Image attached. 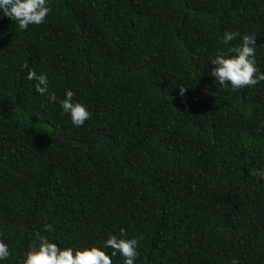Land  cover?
<instances>
[{
	"label": "trees",
	"instance_id": "1",
	"mask_svg": "<svg viewBox=\"0 0 264 264\" xmlns=\"http://www.w3.org/2000/svg\"><path fill=\"white\" fill-rule=\"evenodd\" d=\"M50 6L24 31L0 17L4 264L37 234L102 246L121 228L141 237L135 264H264V179L250 174L264 168V81L231 90L209 75L216 50L241 42L225 45V31L256 35L264 71V0ZM29 69L87 105L83 126L35 91Z\"/></svg>",
	"mask_w": 264,
	"mask_h": 264
},
{
	"label": "clouds",
	"instance_id": "2",
	"mask_svg": "<svg viewBox=\"0 0 264 264\" xmlns=\"http://www.w3.org/2000/svg\"><path fill=\"white\" fill-rule=\"evenodd\" d=\"M51 11L50 0H0V17H8L16 21L18 28L27 30L29 25L42 24ZM237 36L241 37L239 46L229 47L227 51L217 49L210 58L211 69L209 75L225 89L238 90L251 87L264 81V71L257 66L256 35L243 34L235 31H225L222 42L229 45ZM27 68V64L23 65ZM27 79L35 80V91L46 97L49 104L58 103L62 112L68 116L74 127L85 124L92 113L87 105L75 100V93L66 88L63 98H58L49 89V78L45 73L28 70ZM183 94L185 89L180 88ZM251 175L264 179V168H253ZM51 231V226H45ZM141 237H128L124 228L119 234H111L102 246H60L46 236L37 234V242L29 247L23 255L20 264H112V257L117 253L123 258V264H135L139 255L138 242ZM108 249H111L110 254ZM8 243L0 239V264L11 255ZM230 264H239V259L233 257Z\"/></svg>",
	"mask_w": 264,
	"mask_h": 264
}]
</instances>
